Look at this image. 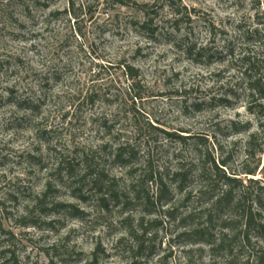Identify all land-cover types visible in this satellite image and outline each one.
<instances>
[{"label":"rangeland","instance_id":"obj_1","mask_svg":"<svg viewBox=\"0 0 264 264\" xmlns=\"http://www.w3.org/2000/svg\"><path fill=\"white\" fill-rule=\"evenodd\" d=\"M255 27L264 0H0V264H258L241 224L224 249L191 233L197 145L239 172L248 132L230 121L257 129Z\"/></svg>","mask_w":264,"mask_h":264},{"label":"trees","instance_id":"obj_2","mask_svg":"<svg viewBox=\"0 0 264 264\" xmlns=\"http://www.w3.org/2000/svg\"><path fill=\"white\" fill-rule=\"evenodd\" d=\"M185 10L186 12L176 8L173 11L179 18L185 13L188 14L186 7ZM178 20L175 19V21ZM241 37L243 45L240 59L244 66L243 76L248 93L247 109L256 118L257 129H252L248 121H230V127L235 133L248 132L244 144L243 165L239 172L230 168V156L216 158L208 150H204L201 143L197 145L198 186L196 195L206 203V206L202 208V217L206 221L197 223L191 233L201 237L199 238L201 241L209 243L213 250L224 249L227 247V242L239 237V232H235L234 229L237 223L241 224L239 248L241 250L247 248L255 252L258 264H264V246L259 245L258 240L253 243L251 236V232H254L264 237V160L262 159V154H264V27L244 31ZM205 49L203 47L198 53L202 54ZM229 53L233 55V50L229 49ZM136 97H140L139 94H136ZM200 103L196 102L195 106H200ZM179 138L185 140L186 136L180 135ZM123 151L124 148L120 147L117 154L118 159L124 155ZM258 172L261 174L260 177H257ZM186 173L187 171L181 166L172 175L180 191L186 189ZM153 179L152 176L151 180ZM160 183L163 187L162 180ZM216 217L222 221L224 229H231L232 232L222 231L217 236L213 234V237L205 239L206 235H212L207 226L213 223ZM253 244H256L258 249L253 247ZM252 247L254 250L251 249ZM229 252L232 253L233 250Z\"/></svg>","mask_w":264,"mask_h":264}]
</instances>
